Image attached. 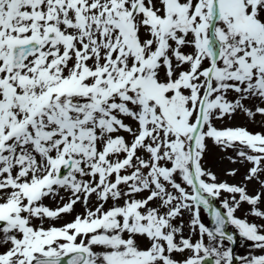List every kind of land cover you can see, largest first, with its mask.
<instances>
[{"label":"snow or ice","instance_id":"obj_1","mask_svg":"<svg viewBox=\"0 0 264 264\" xmlns=\"http://www.w3.org/2000/svg\"><path fill=\"white\" fill-rule=\"evenodd\" d=\"M238 111L264 117V0H0V264H264V133L215 126Z\"/></svg>","mask_w":264,"mask_h":264},{"label":"rangeland","instance_id":"obj_2","mask_svg":"<svg viewBox=\"0 0 264 264\" xmlns=\"http://www.w3.org/2000/svg\"><path fill=\"white\" fill-rule=\"evenodd\" d=\"M246 106L251 107V104H246ZM215 126L217 128H225V127H244L248 131L252 133L262 132L264 133V117L257 114L253 120H250L247 115H245L243 112H237L235 113L231 119L225 118L222 121H216ZM228 157H234L235 158V152H233L231 149L227 150L226 152H222L217 146H215L211 140L208 141V152L204 158V163L207 167L211 168V170L218 176L220 180H227L229 183H240L243 180L244 175L247 172V169L250 167L247 163H232L228 159ZM230 169H238L237 175L235 177H229L226 176L225 173L227 170ZM259 189V185L252 181L248 184V191L250 194L254 193L256 190ZM61 195L67 196L66 193L61 191ZM226 195V194H225ZM94 199V198H93ZM222 199V198H221ZM221 199H217L221 204ZM43 203L46 206H49L51 209H55L59 204L60 201L57 198V200H51L46 198ZM250 206L247 204H242L239 211H237L236 215L238 217H242L244 212L249 209ZM76 213H80L83 211V207L81 204L75 205ZM264 210V209H262ZM201 217L202 222L205 223V225H208L207 220V212L201 211ZM72 219V216H64L62 220H59L57 223L62 224L65 221H70ZM187 219V217H185ZM249 220L251 222L260 223L257 218L249 216ZM47 226V225H46ZM252 242H246L244 240H240L238 245L236 246V254L237 255H247L249 253V245H251ZM255 254H264V252H261L258 249L252 250Z\"/></svg>","mask_w":264,"mask_h":264},{"label":"water","instance_id":"obj_3","mask_svg":"<svg viewBox=\"0 0 264 264\" xmlns=\"http://www.w3.org/2000/svg\"><path fill=\"white\" fill-rule=\"evenodd\" d=\"M214 206H215V204H214ZM216 207V206H215ZM209 218H210V216H209ZM212 226V222H211V218H210V225H209V227H211ZM233 235H234V232L232 231V230H229ZM234 238H235V236H234ZM236 240V239H235ZM233 248H234V246H235V244H233V245H231Z\"/></svg>","mask_w":264,"mask_h":264}]
</instances>
